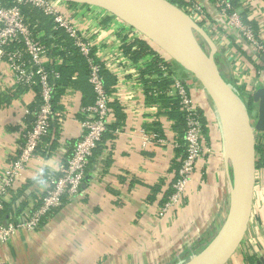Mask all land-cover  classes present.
<instances>
[{"label": "crops", "instance_id": "1", "mask_svg": "<svg viewBox=\"0 0 264 264\" xmlns=\"http://www.w3.org/2000/svg\"><path fill=\"white\" fill-rule=\"evenodd\" d=\"M238 2L236 8L241 18L252 24L259 39L264 40V0ZM65 8L79 33L91 42L95 58L105 64L103 75L111 95V122L91 156L78 195L48 213L37 229L18 231L8 242L0 244V264L184 262L212 238L228 208L221 136L207 97L202 87L193 79L188 80L210 122L209 145L213 153L198 161L179 204L161 214L159 208L176 173L181 150L175 151V143L181 142L183 127L176 120V113L171 112L172 102L165 101L160 93L150 97L146 94L149 85L142 78L158 80L157 73L143 74L141 78L151 57L143 56L134 62L121 48L124 35L127 42L142 36L97 7L77 4ZM213 14L211 3H207L209 21L203 28L216 45L215 58L224 77L251 86L252 76L245 71L253 69L252 50L227 19L213 21ZM30 15L40 27L37 37L45 38V18ZM212 24L214 30L210 29ZM50 44V48L46 46L44 65L62 68L64 55L51 51L54 45ZM203 46L207 44L203 42ZM58 47L62 52L66 50L62 44ZM155 51L163 54L157 48ZM174 64V70L188 79L179 70L182 67ZM7 66L6 60L0 58V172L18 154V142L31 123L26 110L35 107L39 91L37 84L29 89L17 86ZM59 70L69 76L65 74L67 80L60 82L54 94L57 114L37 155L8 192L3 214L7 219L23 217L41 203L47 173L58 170L81 136L80 108L93 101L86 69ZM147 131L160 135L162 142L154 139L143 147L142 137L150 135ZM246 256L252 257L255 264H264V166L256 168L247 231L226 264H251L245 261Z\"/></svg>", "mask_w": 264, "mask_h": 264}, {"label": "built area", "instance_id": "2", "mask_svg": "<svg viewBox=\"0 0 264 264\" xmlns=\"http://www.w3.org/2000/svg\"><path fill=\"white\" fill-rule=\"evenodd\" d=\"M177 1L180 3H173L188 13L202 28L209 21L207 3H211V7L214 9L211 19L213 21L227 19L248 44L252 50L253 69L247 75L252 76V85L249 86L247 83H239L230 79L237 88L244 86L240 95L248 105L249 96L251 95L252 98L255 89L264 86V40L259 39L258 32L253 25L241 18L238 9L233 7L230 0ZM25 5L39 9L44 15L50 17L52 28L62 30L72 40L73 45L87 63V77L93 91V101L91 104L80 108L83 116L81 136L76 140L67 159L58 170L47 173L46 188L41 203L23 217H9L2 220L1 213L4 210V203L9 190L15 180L23 174L30 160L37 155L42 139L48 134L51 122L57 114L52 98L55 90L53 80L59 77V72L48 69L44 65L47 47L33 33L34 26L28 22L22 12V6ZM67 5L66 2L60 0H12L10 6L0 4V58L6 60L7 67L17 86L27 89L32 88L35 84L39 86L35 107L30 111L26 110L31 115V123L29 128L24 130L18 142V154L15 160L0 172V244L8 242L18 231L37 229L41 220L48 213L58 209L64 202L72 200L78 195L86 177L90 157L94 149L101 143L102 137L111 122L109 105L111 95L105 87L102 73L105 64L95 58L91 42L79 33L73 18L65 8ZM210 29L214 30L213 24ZM163 58L165 62L173 65L172 59L165 56ZM159 66L164 72L163 75H167V67L162 63ZM171 70L174 69L171 68ZM187 73L189 78L184 79L174 70L171 75L168 74L172 83L166 90L154 89V93H164L176 98L185 120V153L180 159L177 178L171 184L172 191L159 208L161 214L179 204L187 185L193 179L198 161L211 155V147L205 141L206 135L203 132V125L198 112L199 109H203L205 113V108L199 106L188 80L193 79L198 87L201 86L191 73ZM254 113V118H256L257 105L256 108L254 106L250 110L251 117ZM145 132L143 131L144 135H146ZM147 132L150 135L142 137L143 147L154 139L162 142L156 133ZM259 143L264 145V138L261 137ZM175 146H177L176 143Z\"/></svg>", "mask_w": 264, "mask_h": 264}, {"label": "water", "instance_id": "3", "mask_svg": "<svg viewBox=\"0 0 264 264\" xmlns=\"http://www.w3.org/2000/svg\"><path fill=\"white\" fill-rule=\"evenodd\" d=\"M60 1L97 7L113 15L191 73L202 87L220 131L229 188L228 208L212 238L179 264H226L241 244L251 217L256 136L264 132V86L256 88L252 95L257 103L253 120L238 88L219 67L212 38L170 0Z\"/></svg>", "mask_w": 264, "mask_h": 264}, {"label": "trees", "instance_id": "4", "mask_svg": "<svg viewBox=\"0 0 264 264\" xmlns=\"http://www.w3.org/2000/svg\"><path fill=\"white\" fill-rule=\"evenodd\" d=\"M170 1L171 2L180 3L177 0H170ZM230 2L233 5V7H236L237 3H239L238 0H230ZM66 3L68 5H70V6L77 5L76 3H70V2H66ZM0 4L4 5V6H10V5H12V0H0ZM82 5L88 6V5H85V4H82ZM22 12L24 13V15L27 18L28 22L31 23L32 26H34L32 30H33V33L36 36L38 34V31H39L40 27H39V24L35 20H33L31 18L30 14L43 16V18H45V21L47 22V26H48L46 28L47 30H45L47 34L45 35V38H42V39L40 38V39L46 46L48 45L49 48L51 46L50 43H52L54 45L51 48V51L56 52V54H60L62 56L64 55L63 56L64 57L63 58L64 62L61 65L63 69L64 68L71 69L72 67L73 68L74 67H78V68H81V69L85 68L86 69V74L88 73L87 63H86L84 57L78 52L77 48L73 45L72 40L62 30H56V29L52 28V20H51L50 17L44 15L39 9L37 10V9H34L33 7H30V6H27V5L22 6ZM107 15H108V17H113V15H111L109 13H107ZM247 23H249V22H247ZM124 36L122 37L121 48H122L123 52L128 57H130L134 62H137L143 56H147L148 55V56L151 57L148 61H146L145 70L143 71V73H141V78H142L143 74H147V73L148 74L149 73H157L158 74L157 75L158 76V80L154 79V80L149 81L147 78L146 79L142 78L143 81L145 82L144 84L149 85V88L147 89L146 94L150 97V95H152L155 92L153 89L166 90V88L172 83V79L170 78V76L168 74L171 75V73L174 72V70H171V68L174 69V66L172 64H168L167 62L164 61L163 56H165V57H168V56L166 54H164V53H163L164 55L163 54L161 55V54L157 53L155 51V48H157V47H155L153 44H151L143 36L140 39L136 38V39H134L133 41H130V42H127L126 36L125 37ZM59 44H62L64 46L63 48H66V50H64L62 52L60 50V47H58ZM81 61H83V63ZM161 63L164 64L167 67V71H168L167 75H163L164 72L160 69V66H159V64H161ZM47 67H49V66H47ZM62 68H57L56 66H53V67L51 66V67L48 68V69H53V70L59 72V77L55 78L53 80L55 82V90H54L53 98H52L54 109H55L54 94L57 92L60 82H63V80H67V78L69 76L68 73H66V72H64L62 70H59V69H62ZM65 74H68V76H66ZM64 75H65L66 78H63ZM20 88L27 89L26 87H20ZM238 89H239L240 93L242 94L243 87H239L238 86ZM160 96L162 98H164L165 101L172 102V105H171L172 106V111L171 112H175L176 113L174 116L176 117L177 121L181 122L182 127H183V131H182L183 137L181 139V142L178 141L177 146H175V151H176V149L177 150H181V151H180L179 155H177V158H178L177 169H176V173H175V175H174V177H173V179L171 181V182H174L175 179L177 178V170H178L179 165H180V159L184 156V153H185V141H184L185 120H184L183 112L180 110V106H179L178 100L176 98L171 97V96H167L164 93H161ZM251 105H252V103H251ZM248 109L250 111L251 108L249 107ZM208 110H210V108H208ZM198 112H199V116H200V121H201V123L203 125V132L206 135L205 141L207 143H209V141H210L209 133L211 134V132H210L211 125L209 124L210 122L208 121V119L204 115L203 109H199ZM158 136L160 137V135H158ZM261 137L264 138V132H258L257 136H256V168H260V167L264 166V145L259 143V140H260ZM97 147H99V145ZM95 149H94V151H95ZM90 160H91V157H90ZM90 160H89V162H90ZM171 191H172V189H171V184H170L168 186V190H167L163 200H165L167 198L168 194ZM5 207H6V201L4 203V210H5ZM4 210L1 213V218L3 217L2 220H6L7 219V218H5L3 216ZM42 220H41V223H42ZM245 261L251 262V264H255L253 262L252 257H250V256H246L245 257Z\"/></svg>", "mask_w": 264, "mask_h": 264}, {"label": "rangeland", "instance_id": "5", "mask_svg": "<svg viewBox=\"0 0 264 264\" xmlns=\"http://www.w3.org/2000/svg\"><path fill=\"white\" fill-rule=\"evenodd\" d=\"M205 48H206V50H208L207 47H205ZM173 65H175L174 62H173ZM249 65H251V64H249ZM179 70L182 71V72H185L186 74H188V73H187L186 71H184L182 68H179ZM245 72H246V74L249 73V69H247ZM188 75H189V74H188ZM190 76H191V75H190ZM238 76H240V75H238ZM251 99H252V98H251V95H250L249 98H248V103H249V104H248V107L251 108L250 110H252V109L254 108V106H255V108H256V105H257V103L254 102V101H252ZM250 102L252 103V105H251ZM254 117H255V113L253 114V117H252L253 120H255ZM212 153H213V150L211 149V154H212Z\"/></svg>", "mask_w": 264, "mask_h": 264}]
</instances>
